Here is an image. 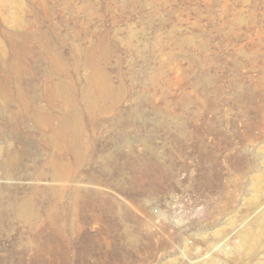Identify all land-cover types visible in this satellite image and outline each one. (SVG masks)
<instances>
[{
    "label": "rangeland",
    "instance_id": "rangeland-1",
    "mask_svg": "<svg viewBox=\"0 0 264 264\" xmlns=\"http://www.w3.org/2000/svg\"><path fill=\"white\" fill-rule=\"evenodd\" d=\"M0 75V264L264 263V0H0Z\"/></svg>",
    "mask_w": 264,
    "mask_h": 264
},
{
    "label": "bare ground",
    "instance_id": "bare-ground-1",
    "mask_svg": "<svg viewBox=\"0 0 264 264\" xmlns=\"http://www.w3.org/2000/svg\"><path fill=\"white\" fill-rule=\"evenodd\" d=\"M20 38H22V37H20ZM10 45H11V52H12L13 56H15V57L17 54L23 55L26 52V49L24 48V46L20 45L18 42H14L12 40V41H10ZM15 68H16V71H18V72L22 71V69H23L22 62L16 61ZM4 84H5L4 77L0 75V86H2ZM59 85H62V84H59ZM65 94H66V98H70L68 92H66ZM69 128H71L74 132V136L72 137V140H71V145H72L71 147L74 150V153L80 157L82 152L80 149L79 134H77L79 132L78 131L79 129L75 128L74 126L70 127V124L67 122V120L63 119L62 122L60 123V125L58 126L56 133L58 135H62ZM53 165H54L55 169L57 170V166H56L55 162H53ZM262 203H264V202H262ZM259 206H261V205H259ZM260 208H259L260 210H258L259 212L254 216V218L251 221L245 222L243 224V226H241L240 228H236V226L234 227L236 229H234V232H233V237L235 239L233 249H235L236 251H238V252H242V251H248L249 252V251H251L255 247V244L257 243V241L260 237V234H262L264 232V207H260ZM17 212L20 215L28 216L30 214L29 203L26 202L25 204H23L18 209ZM252 223L255 225V228L257 229L256 231H253V232H251L252 231V228H251ZM222 251H223V253L226 252L225 249ZM188 254H190V253H188ZM207 258L208 257H206V260L199 262L197 264H218L216 262V259L213 258V259L207 260ZM193 263H195V261ZM260 264H264V263H260Z\"/></svg>",
    "mask_w": 264,
    "mask_h": 264
}]
</instances>
